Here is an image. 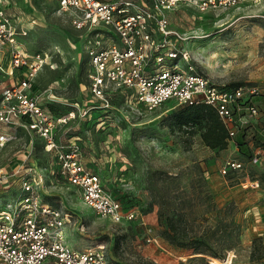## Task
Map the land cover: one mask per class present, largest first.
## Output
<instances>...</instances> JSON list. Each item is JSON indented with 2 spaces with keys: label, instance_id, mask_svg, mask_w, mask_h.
<instances>
[{
  "label": "rangeland",
  "instance_id": "rangeland-1",
  "mask_svg": "<svg viewBox=\"0 0 264 264\" xmlns=\"http://www.w3.org/2000/svg\"><path fill=\"white\" fill-rule=\"evenodd\" d=\"M0 10L13 27L16 43L28 55H49V64L35 77L45 106L56 115L71 110L73 103L86 109L90 95L81 89L88 83V58L82 42L76 43L86 31L74 29L70 12L59 11L57 0H0ZM170 19L173 28L188 38L185 48L192 55L195 74L221 85L263 87L264 0L208 12L179 6ZM12 51L3 38L0 84L8 82L4 70ZM179 65L187 68L182 60ZM23 72L15 71L14 78H21ZM54 81L59 84L53 86ZM50 87L56 99L47 102L45 90ZM262 90L256 100L257 116L238 125L234 141L223 151L206 147L199 129L188 133L176 125L182 107L175 102L145 112L114 101L117 109L92 110L90 117L77 116L60 127L57 140L65 143L79 135L86 166L100 175L123 210H136L144 217L156 238L148 243L134 223L115 224L98 216L82 203L74 188L49 178L42 196L69 214L70 247L104 246L109 264H214L215 260L264 264ZM31 140L28 133H19L16 141L0 151V167L18 166ZM36 145L41 150L40 140L34 137ZM39 155L49 158L42 151ZM230 159L243 163V169L223 175L221 168ZM250 181H258L259 187L252 188ZM13 188L8 194L0 190V195H7L0 198L1 207L13 200ZM162 212L180 224L179 241L167 238L159 219Z\"/></svg>",
  "mask_w": 264,
  "mask_h": 264
},
{
  "label": "built area",
  "instance_id": "built-area-1",
  "mask_svg": "<svg viewBox=\"0 0 264 264\" xmlns=\"http://www.w3.org/2000/svg\"><path fill=\"white\" fill-rule=\"evenodd\" d=\"M260 1L57 0L59 11L70 12L74 29L86 31L76 43L82 42L88 58V83L81 92L90 95L86 109L73 103L61 116L45 106L35 86V77L49 64V55H28L16 43L13 27L0 10V41L4 38L13 47L9 67L4 70L8 82L0 84V151L21 132L32 139L18 166L12 170L0 167V190L8 194L14 187L13 200L0 206V264H109L104 246L70 247L66 234L69 214L42 196L49 178L74 188L82 203L98 216L115 224L134 223L144 231L148 243L156 241L144 217L136 210H123L100 175L86 166L80 136L61 143L58 129L77 116L90 117L92 110L105 113L117 109L114 101L145 112L175 102L179 106L212 107L233 141L238 125L257 116L256 100L264 85H221L195 74L192 55L185 48L188 38L173 28L170 17L179 6L208 12ZM179 60L186 63V69ZM21 69L25 70L22 77L14 78L15 71ZM58 84L53 82V86ZM45 92L47 102L56 99L51 87ZM34 137L42 140L52 159L48 167H41L33 155ZM242 169L243 163L230 159L221 173ZM249 183L252 188L259 187L258 181Z\"/></svg>",
  "mask_w": 264,
  "mask_h": 264
},
{
  "label": "trees",
  "instance_id": "trees-1",
  "mask_svg": "<svg viewBox=\"0 0 264 264\" xmlns=\"http://www.w3.org/2000/svg\"><path fill=\"white\" fill-rule=\"evenodd\" d=\"M235 85L238 84H231L229 86H235ZM181 107H182L181 110L179 111L178 115L175 118V123L179 128H186L185 130H188L186 131L188 133H195L196 128L199 129L201 131V139L204 145L212 150L223 151L228 148L229 143L232 141V139L230 138L228 129L220 119L217 112L212 107L204 104L194 105V106H181ZM50 110L54 113L51 107ZM57 116H61V115H57ZM39 140L42 144V147L41 150L38 149L37 145H36L37 147H34V157L41 167H48L49 164L52 162V159L49 154H48L49 156L48 159L45 157H44L45 159H42V157L39 155L41 151L46 153L43 149L42 140L41 139ZM260 147L264 149V145H260ZM113 196L118 200V198L114 194ZM159 219L161 224L165 226V232L168 235L167 238H171L173 242L179 241L181 234L180 224H178L172 216H166L164 212L160 213ZM211 254L215 258H221L217 253H211Z\"/></svg>",
  "mask_w": 264,
  "mask_h": 264
},
{
  "label": "bare ground",
  "instance_id": "bare-ground-1",
  "mask_svg": "<svg viewBox=\"0 0 264 264\" xmlns=\"http://www.w3.org/2000/svg\"><path fill=\"white\" fill-rule=\"evenodd\" d=\"M214 264H220L219 262H217L216 260L214 261Z\"/></svg>",
  "mask_w": 264,
  "mask_h": 264
}]
</instances>
